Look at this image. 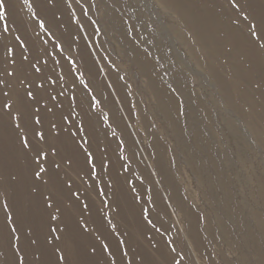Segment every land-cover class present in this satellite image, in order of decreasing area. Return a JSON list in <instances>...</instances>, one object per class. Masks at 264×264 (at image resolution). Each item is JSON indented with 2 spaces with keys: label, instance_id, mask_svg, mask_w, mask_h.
I'll return each instance as SVG.
<instances>
[{
  "label": "rangeland",
  "instance_id": "rangeland-1",
  "mask_svg": "<svg viewBox=\"0 0 264 264\" xmlns=\"http://www.w3.org/2000/svg\"><path fill=\"white\" fill-rule=\"evenodd\" d=\"M62 1L70 28L77 26L101 62L102 77L112 68L124 83L130 139L103 105L101 81L62 42L57 28L67 27L35 0H6L8 14L0 20V264H19L18 257L23 264H261L264 0ZM5 60L25 65L24 74ZM44 70L47 83L36 77ZM41 85L54 90L53 106L48 93L38 96ZM32 90L29 112L39 115L36 127L46 133L40 145L57 150L39 180L35 152L22 147L19 121L8 115L17 114L20 98ZM84 96L108 133L88 117ZM49 195L56 198L53 208L45 203ZM53 227L58 231L50 232Z\"/></svg>",
  "mask_w": 264,
  "mask_h": 264
},
{
  "label": "bare ground",
  "instance_id": "bare-ground-1",
  "mask_svg": "<svg viewBox=\"0 0 264 264\" xmlns=\"http://www.w3.org/2000/svg\"><path fill=\"white\" fill-rule=\"evenodd\" d=\"M35 1H36V4H37L38 8L40 9V11L42 13L50 14V18H53L55 20V22H58L61 25L64 24L65 27H67V28H64V29L63 28H57L62 42L64 43V45L68 49L73 50L78 55L79 62L81 61L82 65L84 66V69H85L86 73H89L90 76L92 75L95 79H98L99 82L101 81V85L103 87V91L101 93L102 94L105 93V95H101L102 96V100H103V105H105L106 108H108V110L110 111L109 113H111V116H110V114H109V116L111 117V120H112L113 124L115 125V127L118 130H120L127 139H130L129 136H128L127 130H126L127 117H128L127 116V108H128V105H129V100H128L127 92L125 91V88H124V85H123L124 83L123 84L121 83L122 81H120V79L117 77L116 72L112 68L109 69V71L106 74V76L102 77V69H101L100 64H99L101 62H98V58H96L94 53L91 52V47H88L89 45L87 44L88 42H87L86 38H85V40L83 39V36L85 37V35L82 36L83 33L80 35L81 31L79 32L77 26H75V24H74L73 28H70L69 15H68L69 10H68L66 4L62 0H53L52 1V2H54L53 5H48L46 0H35ZM84 1L86 2V4L89 3L88 0H84ZM171 4L174 6L173 8L175 10H177V4L175 2H171ZM8 6L11 9V11L13 12L14 8L11 5H9V4H8ZM90 6H91V4H90ZM58 15H60L61 17H59ZM58 18H60V19H58ZM13 45L16 48L18 46L16 43H13ZM93 49H94V47H93ZM19 50L20 49H18V52H19ZM94 51H95V49H94ZM97 56H98V54H97ZM111 58H112V56H111ZM4 63H7L10 67H13L14 70H16L19 74H22V75L24 74L23 69H24L25 65L15 64L14 66H12L10 64V62H8V60H5ZM144 65L149 70L148 71L146 69V72L147 73L150 72L151 71L150 70L151 67H149V62L145 61ZM141 67L142 66L140 65V68ZM209 69L214 74V76L217 77V74L215 73L214 67L213 66H209ZM141 71L146 73L144 69H142ZM14 73H16V72H14ZM49 75L50 74L47 73L44 70L41 73H37L36 77L37 78L39 77L40 80H43V81H45L47 83ZM150 78H151V76H150ZM43 89L44 90H41V96L40 95H38V96L39 97H43V96H45L48 93L49 94L48 95L49 96V98H48L49 101L47 99H44V98H42V99L47 100L48 102L47 101L46 102L48 103L49 106H53L54 101H52L50 99V97L53 94L54 90L51 87H49V86H47V88H46L48 90H46L45 88H43ZM11 90L15 91L14 88H11ZM49 90H52L51 93H49ZM35 94L36 93H34V95ZM84 100H85V104L87 105L85 107V109H86V111L88 113V117L92 118L94 121L97 120V122H98L97 125L99 126V128L103 132L108 133L109 130L100 121L98 114L94 113V110L90 108L91 107L90 106L91 105V101L88 98V96H86V97L84 96ZM88 106H90V107H88ZM120 108L124 111L123 112L124 114L122 113ZM88 123H91V122L88 121ZM88 133H89L90 139L92 141H95V142L99 141V137L97 135H95L92 131L88 130ZM63 139H65V138H63ZM66 141H69V139L67 138ZM163 163L164 162L159 157L158 158V166L159 167L164 166ZM116 164H118L120 167H122V162L121 161H117ZM154 192H155L156 196L159 197V195L157 194L156 190ZM174 197H177V195L174 194ZM260 258H262V257H260ZM260 258H259V260H260ZM261 264H264V261H262Z\"/></svg>",
  "mask_w": 264,
  "mask_h": 264
},
{
  "label": "snow or ice",
  "instance_id": "snow-or-ice-1",
  "mask_svg": "<svg viewBox=\"0 0 264 264\" xmlns=\"http://www.w3.org/2000/svg\"><path fill=\"white\" fill-rule=\"evenodd\" d=\"M234 6H236V5H234ZM7 14H8V8L6 5V0H0V20H4L5 16ZM244 19H247V16H245ZM41 26H43V22H41ZM251 27H255V25H252ZM4 31L5 32L8 31L7 27H5ZM251 35L256 36L257 33L255 31H252ZM12 51H13L12 49H8V54L11 55ZM25 59H26V57H25ZM12 63L14 65L15 61L13 60ZM36 70L39 71V69H36ZM13 74H14L13 72H6V75L9 77L12 76ZM0 83H4V81L0 80ZM38 87H42V85L38 86ZM4 95L8 96V93L5 92ZM53 99H55V98L53 97ZM31 100H35L34 92L33 91H27L26 96L20 98L21 108L17 110V114L13 115L11 112H9L8 115L12 121H19V122L15 123V128L19 129V139H20V143H21L22 147L25 149H29L30 151L35 152V155L33 156V160L36 164L37 170H34L33 175L37 180H39V179H42V174H47V169L44 167V163L46 161H48L49 155L55 154L57 152V150L55 149V147H51L48 150H45L40 145L41 141L46 140V133H45V131L38 130L36 127V125L42 124V121H41V118L39 117V115H35V114H32L29 112V103ZM90 106L94 107V105H90ZM2 107L4 109H11L13 107V105L10 103H4ZM65 119H67V117H65ZM55 128H56V125L52 124L49 131H51V129H55ZM29 130L31 132V137H32L31 140L29 138ZM33 140L35 141V143H33ZM87 160L89 163L92 162L90 154H87ZM54 166L56 168L60 167L59 164H54ZM91 171H92V174L94 175L95 174L94 169H92ZM33 191H36V189L33 188ZM55 199L56 198L53 197L52 195L45 197L46 206L48 208H53ZM7 207H8V205L5 204V208H7ZM55 211L59 212L60 208L57 206L55 208ZM50 218L53 221L58 220V217L54 214H50ZM6 219L11 220L12 219L11 214L7 215ZM16 231H18V228L13 227L12 232L14 233ZM56 231H58L57 228H55V227L50 228V232H56ZM15 239L19 240V237H16ZM29 239H30V244L36 243V240H32L30 237H29ZM55 239L59 240L60 237L57 236V237H55ZM48 243H51V240H48ZM12 247L15 249L16 252H19L21 250V249L17 248L15 245H12ZM25 255H27L26 251H25ZM17 259L19 261V264H23V257H18ZM59 259H64V257L61 256ZM13 264H16V262L14 261Z\"/></svg>",
  "mask_w": 264,
  "mask_h": 264
}]
</instances>
